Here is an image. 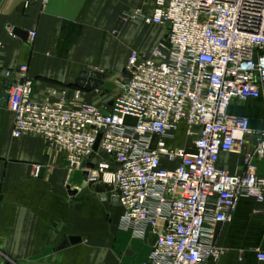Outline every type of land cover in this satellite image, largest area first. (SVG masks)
<instances>
[{
  "label": "built area",
  "instance_id": "1",
  "mask_svg": "<svg viewBox=\"0 0 264 264\" xmlns=\"http://www.w3.org/2000/svg\"><path fill=\"white\" fill-rule=\"evenodd\" d=\"M38 2L45 7L48 0ZM135 2L131 17L164 28L166 48L131 51L121 91L105 108L80 103V89L71 100L62 91L35 102L28 67L4 69L0 40V70L11 82V136L40 137L64 153L70 168L88 172L86 183L111 186L121 227L154 238L144 264L217 260L223 250L215 227L230 222L240 198L264 202V176L255 166L264 158V130L243 152L250 122L228 112L234 103L260 99L264 109V0ZM179 131L183 142L176 145ZM241 152L242 174L218 166L222 154ZM256 258L264 262V253ZM0 264L12 262L0 252Z\"/></svg>",
  "mask_w": 264,
  "mask_h": 264
},
{
  "label": "crops",
  "instance_id": "2",
  "mask_svg": "<svg viewBox=\"0 0 264 264\" xmlns=\"http://www.w3.org/2000/svg\"><path fill=\"white\" fill-rule=\"evenodd\" d=\"M24 2L0 0L4 69L26 65L32 99L38 103L53 101L62 91L71 100L79 89L74 86L79 74L99 71L101 87L93 92L80 89L79 102L108 106L113 77H122L131 51L144 52L129 49L115 62L117 23L133 13L135 0H48L45 7L38 0ZM13 29L27 32L28 37L18 38ZM9 81L0 70V98L7 94ZM235 106L261 109L259 119L244 112L238 115L250 122L252 134L243 152L250 151L258 132L264 130L263 102L234 103L230 108ZM12 126V113L0 106V252L12 264L147 262L154 238H139L121 227L122 209L113 203L112 187L100 179L86 183L84 171L68 168L64 153L38 136L12 138ZM181 136L179 131L176 145L182 144ZM243 152L222 154L218 166L242 174ZM99 159L92 158L94 165ZM255 166L256 173L264 176V158ZM68 187L77 190L73 197ZM215 237L221 256L199 264H264L256 258L264 253V202L240 198L230 222L215 227ZM70 238L78 241L60 247Z\"/></svg>",
  "mask_w": 264,
  "mask_h": 264
},
{
  "label": "rangeland",
  "instance_id": "3",
  "mask_svg": "<svg viewBox=\"0 0 264 264\" xmlns=\"http://www.w3.org/2000/svg\"><path fill=\"white\" fill-rule=\"evenodd\" d=\"M133 13H131L132 15ZM131 15H128L125 20H121L117 23L118 32L115 34L112 31V35L117 38V49L115 51V56L117 62L120 58H123L124 53L127 50H141L148 52L154 48H166L165 34L166 31L164 28L155 26V25H145L142 21L138 19H133ZM116 74V73H115ZM114 74V75H115ZM113 84L110 88L112 89V98H115L119 95L121 91V84L123 78L120 75L113 77ZM105 105V104H104ZM244 107H232L229 109V113L234 116L242 115L247 113L250 117L254 119H259L262 116V112L259 106H253L251 108ZM244 112V113H243ZM95 158V156H94Z\"/></svg>",
  "mask_w": 264,
  "mask_h": 264
},
{
  "label": "water",
  "instance_id": "4",
  "mask_svg": "<svg viewBox=\"0 0 264 264\" xmlns=\"http://www.w3.org/2000/svg\"><path fill=\"white\" fill-rule=\"evenodd\" d=\"M12 34L17 36L18 38H20L22 40H25L28 37L27 32H24V31L19 30V29H13ZM102 78H103V75L99 71L98 72H91V73L81 72L79 74V77L74 82V86H76L77 88L82 89L86 92H93V91H95L101 87ZM10 86H11V82L9 81L7 83V86H6L7 91L10 89ZM7 101H8V94H3L0 98V106H2V107L7 106ZM111 105H112V102L109 103V106H111ZM102 113L106 114V111H102ZM124 123L128 124V125H135L136 119L132 118V117H126L124 119ZM100 138H101V136L98 135L96 142H95V146H94L95 151L98 149ZM66 166L68 168L70 167L68 162H66ZM40 172L42 174L43 169H41ZM87 176H88V172L84 171L83 172V179L85 182L87 180ZM67 191H68V194L70 197H73L77 193V190H71L69 187L67 188ZM113 203L115 205H119L118 198H117V192L113 193ZM76 241H78V240L75 238H70L69 240H65L60 247L67 246L68 244L75 243Z\"/></svg>",
  "mask_w": 264,
  "mask_h": 264
}]
</instances>
